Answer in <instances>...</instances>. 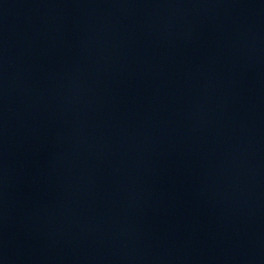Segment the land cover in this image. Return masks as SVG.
<instances>
[{"label":"water","instance_id":"1","mask_svg":"<svg viewBox=\"0 0 264 264\" xmlns=\"http://www.w3.org/2000/svg\"><path fill=\"white\" fill-rule=\"evenodd\" d=\"M0 264H264V0H0Z\"/></svg>","mask_w":264,"mask_h":264}]
</instances>
